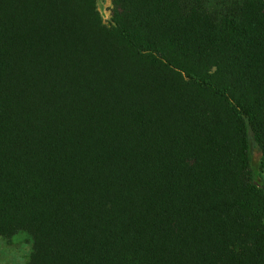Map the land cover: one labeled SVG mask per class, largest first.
Instances as JSON below:
<instances>
[{
  "label": "trees",
  "instance_id": "obj_1",
  "mask_svg": "<svg viewBox=\"0 0 264 264\" xmlns=\"http://www.w3.org/2000/svg\"><path fill=\"white\" fill-rule=\"evenodd\" d=\"M0 0V236L27 264H264V0Z\"/></svg>",
  "mask_w": 264,
  "mask_h": 264
},
{
  "label": "rangeland",
  "instance_id": "obj_2",
  "mask_svg": "<svg viewBox=\"0 0 264 264\" xmlns=\"http://www.w3.org/2000/svg\"><path fill=\"white\" fill-rule=\"evenodd\" d=\"M103 20L109 24L112 15V0H97ZM264 185V172L259 175ZM33 249L32 236L18 232L10 238L0 236V264H27Z\"/></svg>",
  "mask_w": 264,
  "mask_h": 264
}]
</instances>
